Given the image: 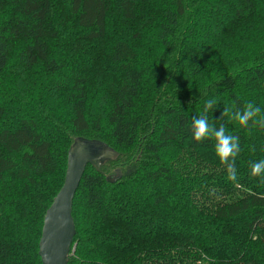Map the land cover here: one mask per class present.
Returning a JSON list of instances; mask_svg holds the SVG:
<instances>
[{"label": "trees", "instance_id": "trees-1", "mask_svg": "<svg viewBox=\"0 0 264 264\" xmlns=\"http://www.w3.org/2000/svg\"><path fill=\"white\" fill-rule=\"evenodd\" d=\"M209 98L264 111V0H0V264H42L78 137L118 157L83 174L68 264H264V129L226 123L228 181L192 138Z\"/></svg>", "mask_w": 264, "mask_h": 264}, {"label": "water", "instance_id": "water-1", "mask_svg": "<svg viewBox=\"0 0 264 264\" xmlns=\"http://www.w3.org/2000/svg\"><path fill=\"white\" fill-rule=\"evenodd\" d=\"M118 153L104 142L75 138L67 152L64 182L47 209L38 255L42 264H68L75 226L72 218V204L87 166L98 170L109 161H114ZM118 173V172H117ZM107 176L108 182L119 178Z\"/></svg>", "mask_w": 264, "mask_h": 264}, {"label": "clouds", "instance_id": "clouds-1", "mask_svg": "<svg viewBox=\"0 0 264 264\" xmlns=\"http://www.w3.org/2000/svg\"><path fill=\"white\" fill-rule=\"evenodd\" d=\"M217 105L218 101L215 98L207 99L201 114L192 118V138L197 143L205 140L214 141L215 155L224 166L227 180L235 183L238 181L235 161L241 151L240 139L229 132L226 123L235 122L249 133L257 127L264 129V111L252 101L245 103L241 108H236L233 102L223 107L218 120L210 122L209 113H212ZM224 118H227V121L221 122ZM249 174L264 183V159L252 161Z\"/></svg>", "mask_w": 264, "mask_h": 264}]
</instances>
